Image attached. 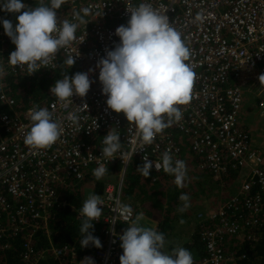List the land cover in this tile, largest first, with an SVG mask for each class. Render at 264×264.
Here are the masks:
<instances>
[{
    "label": "built area",
    "instance_id": "1",
    "mask_svg": "<svg viewBox=\"0 0 264 264\" xmlns=\"http://www.w3.org/2000/svg\"><path fill=\"white\" fill-rule=\"evenodd\" d=\"M141 3L151 4L169 17L190 50L186 63L196 73L190 102L177 106L182 119H173L169 127L157 134L153 144L142 148L135 125L107 107L96 67L106 56V49L112 50L119 43L115 30L126 25L128 10ZM76 13L89 23L79 26L76 39L60 49L47 68L32 75L27 66L8 63L15 45L1 33L2 41L9 47H0V66L6 73L0 78V107L9 112L0 114V250L12 248L16 238L22 237L19 264H80L85 257L93 258L95 264H120L123 251L119 226L131 224L134 218L132 208L128 221L121 217L118 208V203L125 204L122 184L131 160L136 158L143 164V157L147 156L155 173L151 182H156L163 168L157 170L155 164H162L166 151L173 161L180 160L184 147L180 137H184L186 147L198 159L199 172L215 179H223L229 173L243 178L234 198L214 212L199 215V236L206 253L201 264H240L245 255H238L236 246L226 250V242L254 240L262 226L264 210V156L253 146L243 121L246 94L264 108V84L258 79L264 74V0H65V12L58 21L76 22ZM69 56H73L75 64L92 65L89 78L95 82L86 97L74 95L72 104L65 106L52 94L45 106L39 105L53 113L63 133L46 149L31 148L24 139L32 123L29 109L38 104L16 112L15 100L4 92L3 81L54 69L61 57L67 60ZM73 112L81 117L78 125L68 119ZM112 128L119 132L122 147L117 157L109 161L101 156V149L104 136ZM100 164L108 170L119 167L116 183H108L99 195L104 203L102 216L95 223L101 226L96 237L102 247H95L94 253L86 256H78L76 249L67 244L51 243L38 249L37 235L47 234L53 218L69 205L58 188L68 187L70 182L79 184L92 176ZM78 216L82 218L79 211Z\"/></svg>",
    "mask_w": 264,
    "mask_h": 264
},
{
    "label": "clouds",
    "instance_id": "2",
    "mask_svg": "<svg viewBox=\"0 0 264 264\" xmlns=\"http://www.w3.org/2000/svg\"><path fill=\"white\" fill-rule=\"evenodd\" d=\"M64 3L65 0H49L45 4L44 0H39L38 6L30 7L22 0H0V10L18 14L15 24L8 19H0L5 35L15 45V50L7 58L11 66H27L32 75L41 68H47L60 49L71 45L79 26L89 22L79 13L74 14L76 22L67 19L58 21L57 10ZM128 11L130 18L126 25L122 24L115 30L119 43L112 50L106 49V56L97 62L96 67L99 69L102 94L107 96V107L115 113H123L127 121L135 125L142 148L153 144L157 134L169 127L173 119L177 122L182 119V111L177 106L190 102L196 73L186 63L190 50L167 15L161 14L149 3H141ZM84 12L87 13V9ZM66 64L71 67L75 64L73 56L67 58ZM92 71L64 75L51 86L50 93L65 106L73 103L74 95L86 97L95 82L89 78ZM5 74L0 66V78ZM258 79L264 84V74ZM29 117L32 123L24 139L25 145L46 149L60 139L63 128L48 108L34 105L29 109ZM68 119L78 125L81 117L73 112ZM121 147L120 134L112 128L104 136L101 156L111 161L117 157ZM152 167L153 162L144 156L143 164L136 169L148 178ZM161 167L175 176L174 183L178 187L184 186L187 175L184 161H173L170 152L166 151L162 155V164H155L157 170ZM108 171L104 164H100L93 170V176L101 180ZM86 198L79 210L83 218L79 229L80 247L92 245L101 248L100 239L90 230L102 216L104 201L96 194ZM179 199L183 205L178 211L183 213L191 206L190 197L182 193ZM118 208L125 221L132 217L129 205L118 203ZM144 219V213L137 214L119 235L123 249L120 264H194L192 253L184 247L173 248L171 253L164 251L165 235L155 228L142 226ZM180 222L183 223V220ZM80 264H95V261L85 257Z\"/></svg>",
    "mask_w": 264,
    "mask_h": 264
},
{
    "label": "trees",
    "instance_id": "3",
    "mask_svg": "<svg viewBox=\"0 0 264 264\" xmlns=\"http://www.w3.org/2000/svg\"><path fill=\"white\" fill-rule=\"evenodd\" d=\"M23 3L30 7L38 6L39 0H22ZM49 0H44L47 4ZM23 11V10H22ZM65 12V3L57 10V17H62ZM2 19H8L16 23V15L1 11ZM4 32L3 25L0 23V47H9L2 41L1 33ZM86 65L74 64L72 67L66 64V60L61 57L54 69L45 70L33 76L20 75L16 77H9L4 79L3 90L6 94L15 100V111L18 113L24 112L28 107L34 104L45 106L51 99L50 93L51 86L54 85L57 79H62L64 75L73 76L77 72H85ZM9 112L8 109L1 106L0 114ZM179 137L177 135L176 140ZM258 150V149H257ZM263 156L264 154L261 153ZM137 160L131 161L128 169L130 168V176H126L122 184V194L125 201L129 202V206L134 211V218L139 213H144L147 218L157 219L158 225L156 230L165 235L168 240L176 229L177 221L180 219L185 220L184 214L178 211V204L175 198H172L167 188L166 182L172 174L166 173L164 170L158 175L156 182H150L153 177L151 169L148 178H145L137 167L141 166ZM117 171L119 167L109 169L107 174L101 179L96 180L95 177L89 176L79 184L70 182L68 187H59L58 193L62 198H65L69 205L53 218L49 224V231L47 234L37 235L36 247L38 249H45L48 244L52 245H72L78 256L92 255L95 246H88L86 248L80 247V226L83 218L78 216V211L83 205L85 193L91 188V194L101 195L104 188L108 183H116ZM238 173H229L224 180H234ZM133 218V219H134ZM262 226L256 234L254 240H245L239 243L235 248H238V255L244 254L245 257L241 259L240 264H264V210L262 212ZM198 227L190 236L189 242H181L172 247H184L188 249L194 259V264H201L203 258L206 256L204 243L199 236V221ZM129 225H120L119 231L121 235ZM101 226L94 222V228L90 231L96 236ZM22 237L16 238L17 243L12 248L4 251L0 250V264H19V255L21 252ZM184 243V244H183ZM120 250L123 249L120 247ZM53 264V263H52Z\"/></svg>",
    "mask_w": 264,
    "mask_h": 264
},
{
    "label": "rangeland",
    "instance_id": "4",
    "mask_svg": "<svg viewBox=\"0 0 264 264\" xmlns=\"http://www.w3.org/2000/svg\"><path fill=\"white\" fill-rule=\"evenodd\" d=\"M92 67V65H87V70L92 69ZM243 121L245 127L250 132L253 146L264 154V108L259 107L257 101L250 94H246L245 97L243 105ZM176 137L177 133L175 132L174 138L176 139ZM180 141L184 145L182 158L185 155L184 161L190 163V166L187 167L188 171L184 180V186L178 187L174 183V175L170 176L165 185L170 196L176 199L178 207L183 205V202L179 199L182 193H186L190 197L191 206L187 209L188 212H185L184 214L185 220H183V223L180 222L182 219L177 221L173 235V238L175 237L178 243L185 242L190 237V232L198 227L197 222L200 219L199 215L201 213L206 215L218 210L222 205L239 193L243 183V178L240 174H238L234 180H224V178L215 179L208 173H202L206 176L202 178L204 182L196 183L194 177L201 179L200 177L195 176L198 174L196 161L189 152L188 147H186L187 145H185L187 139L180 137ZM133 160L137 159L133 158L131 161ZM129 171L130 168L128 169V172ZM128 172L127 174L130 176ZM160 173H158V175ZM153 175H155L154 171ZM196 193L203 196H196ZM89 195H91V188L85 193V196L88 197ZM123 201L124 198L122 197V202ZM125 204L129 205V202L125 201ZM238 244V242L236 243L231 239L226 242L225 248L226 250L231 251L234 246H237Z\"/></svg>",
    "mask_w": 264,
    "mask_h": 264
},
{
    "label": "crops",
    "instance_id": "5",
    "mask_svg": "<svg viewBox=\"0 0 264 264\" xmlns=\"http://www.w3.org/2000/svg\"><path fill=\"white\" fill-rule=\"evenodd\" d=\"M124 119H125V116H124V114L123 113H119ZM189 150V149H188ZM190 152V151H189ZM191 153V152H190ZM192 155V154H191ZM192 157L195 159V161H196V164H197V162H198V159L196 158V157H194L193 155H192ZM185 155H184V157L181 159L182 161H184L185 159ZM185 162V165H186V169H187V167L188 166H190V163L189 162H187V161H184ZM187 171H188V169H187ZM198 171V170H197ZM117 172H119V171H117ZM202 173H206V172H199L198 171V174L197 175H195L196 177H200L201 179H197V178H195L194 177V181L196 182V183H200V182H204V180L202 179L203 177H206L204 174H202ZM151 182V181H150ZM202 187H203V183H202ZM196 196H203V195H200V194H197L196 193ZM191 204V203H190ZM185 212H188L187 210L185 211ZM158 220L157 219H155V218H147V217H145V219L143 220V221H141V225L142 226H146V227H152V228H155L156 229V227H157V225H158ZM125 225H130V224H125ZM177 225V224H176ZM194 232V229L190 232V236L192 235V233ZM173 235H174V233H173ZM173 235L168 239V240H166V245H165V249H164V251H166V252H169V253H171V251H172V247H174V246H176V244H178V241L175 239V237L173 238ZM174 239V240H173ZM190 241V237L184 242V243H186V242H189ZM183 243V244H184Z\"/></svg>",
    "mask_w": 264,
    "mask_h": 264
}]
</instances>
